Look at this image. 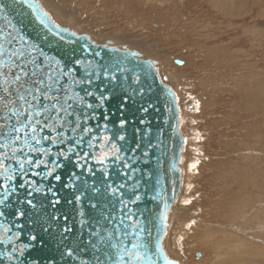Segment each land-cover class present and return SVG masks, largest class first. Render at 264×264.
Here are the masks:
<instances>
[{
    "label": "rangeland",
    "instance_id": "obj_1",
    "mask_svg": "<svg viewBox=\"0 0 264 264\" xmlns=\"http://www.w3.org/2000/svg\"><path fill=\"white\" fill-rule=\"evenodd\" d=\"M43 1L171 77L184 179L169 252L181 264H264V0Z\"/></svg>",
    "mask_w": 264,
    "mask_h": 264
},
{
    "label": "water",
    "instance_id": "obj_2",
    "mask_svg": "<svg viewBox=\"0 0 264 264\" xmlns=\"http://www.w3.org/2000/svg\"><path fill=\"white\" fill-rule=\"evenodd\" d=\"M0 4L8 5L0 13V30L6 27L7 30H12V25H15V31L31 42L41 44L46 54L61 59L62 63L81 60V75L91 62L97 71L107 68L110 75L116 76L118 79L109 85L112 98L106 104V111L110 114L109 132L106 134L111 135L115 131L120 119H127L129 124L124 132L127 143L116 140L112 142L123 149L122 155L126 157L131 156L128 151L130 147L142 144V148L136 153L138 162H134L135 171H117L113 162H108L110 176L107 183L126 185L119 199L130 201L133 188L136 189L135 194L141 196L139 201L128 203L127 208L119 203L117 197L103 193V166L97 165L92 158L86 162L95 172L94 176L88 178V186L92 188L95 185L101 189V194L106 198H98L93 202L100 203L104 211L89 207L87 196L81 203H68L74 199L72 192L60 189L59 186L57 188L61 204L56 208L49 203L52 199L50 195L34 194L30 197L34 200L32 206L18 204L17 198L24 200V189L11 196L6 205H0V212L6 213L0 216V264H112L106 253L115 255V252L109 245H126L131 250L133 243L139 244L142 250L147 245V251L155 264H177L167 259L161 249L168 218V213H164L173 205L180 189V164L184 144L179 131L175 93L163 83L167 81V77L161 78L155 62L143 59L131 50L114 47L110 42L107 45L92 43L85 35L76 36L67 28L53 24L48 13L41 9L38 0H27V4L35 6L34 10L26 6L21 8L16 0H0ZM38 16L45 18L46 27L39 22ZM48 29H51V33ZM45 35L48 37L46 41L41 39ZM174 62L182 65L181 61ZM124 98H128V103L121 112ZM144 108H147V112L143 111ZM141 120L144 122L141 123ZM99 133L104 134L103 129ZM94 143L97 146L90 151L98 156L101 154L99 144L103 141ZM143 147L148 150L146 158L142 155ZM84 150L89 151L87 145ZM124 171L129 173L127 177L120 174ZM30 179L40 183L39 177ZM17 208L25 213L23 217L17 218ZM109 213L116 219L106 221L102 218ZM129 214L132 215V220L128 219ZM52 216L60 219L50 220ZM121 216L123 224L119 223ZM65 226L71 231L62 235ZM5 228H8L7 232ZM45 228L49 231H44ZM113 228L127 229L129 234L122 235V231H117L116 237L119 239H109L108 234ZM133 232L135 235H132ZM97 233H102V236ZM17 234L19 239L16 238ZM32 235L37 236L36 241L30 239ZM20 247L25 249L23 254L19 252ZM13 248L17 251L12 252ZM68 251H73L74 255L68 257ZM9 255L12 256L11 260L8 259ZM97 256L100 257L99 261Z\"/></svg>",
    "mask_w": 264,
    "mask_h": 264
},
{
    "label": "snow or ice",
    "instance_id": "obj_3",
    "mask_svg": "<svg viewBox=\"0 0 264 264\" xmlns=\"http://www.w3.org/2000/svg\"><path fill=\"white\" fill-rule=\"evenodd\" d=\"M16 3L21 8L26 6L35 9L34 5L27 4V0H16ZM7 7L0 4V13ZM37 19L45 25L44 17L38 16ZM48 32L51 33V29ZM47 38L45 35L41 39L46 41ZM81 63L79 59L62 63L61 59L46 54L41 44L33 43L15 31V25H12V30H7V27L0 30V196L3 197L0 205H6L11 196L24 189V200L17 198L18 204L32 206L34 200L30 197L34 194L50 195L52 199L49 203L56 208L61 204L59 186L72 192L74 199L68 203H81L87 196L89 207L104 211L100 203L93 202L98 198H106L101 194V189L95 185L92 188L88 186V178L95 175L86 163L90 158L103 166V193L117 197L125 208L128 203L141 199L133 188L132 199L123 201L119 197L126 185L107 183L110 176L108 162L112 161L117 171H135L134 162H138L136 153L142 148V144H135L128 149L131 156L126 157L122 155L123 149L112 142L127 143L124 134L129 124L127 119H120L115 131L111 135L106 134L109 132L110 120L106 104L112 98L109 85L118 78L110 75L107 68L97 71L91 62L81 75ZM127 103L128 98H124L121 112ZM143 111L147 112V108ZM100 129H103L104 134L99 133ZM101 140V154L97 156L90 150L97 146L94 142ZM85 145L89 151L84 150ZM142 155L145 158L148 156L147 147H143ZM120 174L125 177L129 175L126 171ZM30 177H39L40 183H35ZM15 214L17 218L25 215L18 208ZM4 215L5 212H0V216ZM102 218L106 221L116 219L111 213ZM59 219L57 216L50 217V220ZM128 219L132 220V215L129 214ZM119 223H124L123 216ZM17 227L20 225L17 224ZM4 230L7 232L8 228ZM43 230L49 231L47 228ZM70 231L65 226L62 235ZM117 231H122V235L129 234L127 229L113 228L108 234L109 239H119L116 237ZM97 235L102 236V233ZM16 238L19 239L18 234ZM30 239L36 241L37 236L32 235ZM109 247L115 252V255L106 253L112 264H155L147 251V245H144L143 250L136 243L132 244L131 250L126 245L118 247L110 244ZM16 251V248L12 249V252ZM24 251V247L19 248L20 254ZM73 255V251L67 252L68 257ZM8 259L11 260L12 256L9 255ZM96 259L99 261L100 257Z\"/></svg>",
    "mask_w": 264,
    "mask_h": 264
},
{
    "label": "bare ground",
    "instance_id": "obj_4",
    "mask_svg": "<svg viewBox=\"0 0 264 264\" xmlns=\"http://www.w3.org/2000/svg\"><path fill=\"white\" fill-rule=\"evenodd\" d=\"M40 6H41V9L43 11H46L48 13V16H49V19L50 21L53 23V24H58L60 27L62 28H67L69 31H71L73 34H75L76 36H82V35H85L87 37V39L92 42V43H96V44H99V45H107V42H110V44H113L114 47H120V48H124L125 50H131V52H135L136 54H138L139 56H141L143 59H149L153 62H155L156 64V67L159 66V61L154 58V57H151V56H145L143 53H141L139 50L135 49L133 47V45H131L129 42L125 41H119V39H113V38H104L102 40H97L95 39L93 36H91L90 34H88L87 32H84L82 31L81 29H79V26L74 24L72 21H69L68 20V15L67 13H65L64 11H61V10H53L51 9V6H53L54 3H46L45 1L43 0H38ZM260 10V9H259ZM261 11H264V9L262 8ZM69 21V22H68ZM78 26V27H77ZM112 46V45H111ZM110 46V47H111ZM174 60V59H173ZM175 61V60H174ZM164 65V64H163ZM159 69V67H158ZM157 69V70H158ZM160 71V70H159ZM160 74V73H159ZM161 78L163 77H167V81H163V83L165 85H169L171 87H173V85H171V77L169 75H163V73L161 72ZM173 91L175 92V106L177 107V113H179V97H178V94L175 90V88L173 87ZM182 137L184 138V136L182 135ZM184 164V163H183ZM184 179V178H183ZM182 174H181V177H180V189L182 187ZM179 189V190H180ZM182 190V189H181ZM180 196V191L177 195V198L175 200V202L173 203V205H171V207L169 208V210H167L164 214L168 213L170 217L173 216V214H175L174 216H177V214L175 213L174 209L176 207V203H177V200ZM173 220V219H172ZM180 227V226H179ZM166 238V235L163 237V239L161 240V249L163 251V255L167 258V259H170L174 262H177V264H181V262L179 261L178 258H176L175 256H173L171 254V252H169L168 248L166 247V244H167V240L165 239Z\"/></svg>",
    "mask_w": 264,
    "mask_h": 264
}]
</instances>
